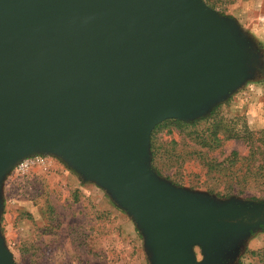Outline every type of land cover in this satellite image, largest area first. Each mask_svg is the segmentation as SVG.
<instances>
[{
    "label": "water",
    "instance_id": "1",
    "mask_svg": "<svg viewBox=\"0 0 264 264\" xmlns=\"http://www.w3.org/2000/svg\"><path fill=\"white\" fill-rule=\"evenodd\" d=\"M256 57L203 0H0V186L21 160L54 155L126 212L149 264L237 256L264 201L162 179L150 136L207 115L253 77ZM0 264H15L1 234Z\"/></svg>",
    "mask_w": 264,
    "mask_h": 264
},
{
    "label": "rangeland",
    "instance_id": "2",
    "mask_svg": "<svg viewBox=\"0 0 264 264\" xmlns=\"http://www.w3.org/2000/svg\"><path fill=\"white\" fill-rule=\"evenodd\" d=\"M203 1L235 21L257 55L256 70L207 115L186 122L194 125L166 120L153 136L151 167L179 187L263 202L264 180L253 173L264 159V0ZM252 152L256 161L248 167ZM244 173L249 174L243 180ZM0 191V234L15 264H149L126 212L54 155L21 160ZM195 253L201 259L198 249ZM221 264H264V225Z\"/></svg>",
    "mask_w": 264,
    "mask_h": 264
},
{
    "label": "trees",
    "instance_id": "3",
    "mask_svg": "<svg viewBox=\"0 0 264 264\" xmlns=\"http://www.w3.org/2000/svg\"><path fill=\"white\" fill-rule=\"evenodd\" d=\"M167 121H173L177 126H188V125H194V124L196 123V122L186 123V122H183V121L172 120V119H171V120H167ZM167 121H164V122L160 123L159 125H157V126L153 129V131H152V133H151V136H150V149H151L152 157L154 156V139H153V136H154L155 132H157V130H158L161 126L166 125L165 122H167ZM212 134L214 135L213 132H212ZM261 135H262V138H260V141H261V144H262L263 147H264V128H263V130H262ZM253 153H255V152H252L251 156H250L249 159H248V164H247L248 167H249V166H250V167H253V165H254V163H255V161H256V160H255V157H253ZM260 154H263V155H264V152H261ZM231 157L235 158V157H236V153H235V152H232ZM249 161L252 162V163H249ZM248 174H249V173H244V174L242 175L241 178H242L243 180L246 179V177H247ZM253 175L255 176V177H254L255 180H264V159H261V163L256 167V172L253 173Z\"/></svg>",
    "mask_w": 264,
    "mask_h": 264
},
{
    "label": "flooded vegetation",
    "instance_id": "4",
    "mask_svg": "<svg viewBox=\"0 0 264 264\" xmlns=\"http://www.w3.org/2000/svg\"><path fill=\"white\" fill-rule=\"evenodd\" d=\"M260 225H264V223L263 224H260Z\"/></svg>",
    "mask_w": 264,
    "mask_h": 264
}]
</instances>
